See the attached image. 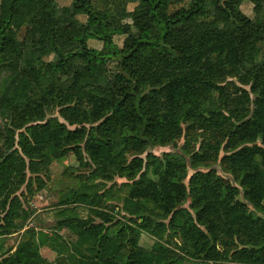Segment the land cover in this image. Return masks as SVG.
<instances>
[{"label":"trees","instance_id":"16d2710c","mask_svg":"<svg viewBox=\"0 0 264 264\" xmlns=\"http://www.w3.org/2000/svg\"><path fill=\"white\" fill-rule=\"evenodd\" d=\"M243 1L0 0V264H264V0ZM70 154L85 176L29 225Z\"/></svg>","mask_w":264,"mask_h":264},{"label":"rangeland","instance_id":"374dc122","mask_svg":"<svg viewBox=\"0 0 264 264\" xmlns=\"http://www.w3.org/2000/svg\"><path fill=\"white\" fill-rule=\"evenodd\" d=\"M58 1L61 4H65V3H68L70 0H58ZM136 4H137L136 2H128L127 3L128 10H133ZM241 8L245 13H247L251 17L254 16L253 3L250 0H244L243 3L241 4ZM123 37L124 35H121V36L117 35L115 36V41L119 45H121L123 41ZM91 40L89 44L91 47L96 48V49H101L103 47V42L101 40L99 39H91ZM227 78L235 80L237 84L242 86L240 82L238 81L237 77L228 76ZM244 87L248 89L250 88L249 85H244ZM200 140L201 139H199L198 142L197 141L195 142L197 147L199 146ZM184 141H185V137L183 135L181 138L178 139L179 145H182ZM173 148L174 147L172 145L154 146L150 150H152L154 153L158 155H162L164 151H169L170 149H173ZM224 153H225L224 150H221L219 154V160H221ZM214 167L218 169L219 175L223 177L225 181L229 183V185L231 184V185L239 187V185L234 181L233 176L231 174H227L226 172L222 171L221 167L218 164H216ZM85 172H86L85 167L79 165V163L76 162L73 154H70L68 157L64 158L63 160L54 161L50 165V177L47 179L46 187L43 188L41 191H38L31 198L23 197L24 206L28 208L29 211L32 212L31 217L27 221L29 225L36 226L38 229H42L45 231H48L50 227L54 226L58 219L56 210L59 207L58 201H59L61 194L64 191H66L67 188L75 184L74 177L76 175L83 174ZM83 176H85V174H83ZM188 180H189V176L186 181L188 182ZM124 181H126L125 178L117 176L112 182L108 181L107 184L108 186H111V185H113V187L117 186V190H116V193H117V191L119 190L118 187L121 186V184ZM110 202L112 203V205L116 206L115 208L116 211L119 210L121 203L118 200L111 199ZM186 205H189V202ZM78 210L80 211L81 214H85L86 206L85 207L78 206ZM116 216L120 217V214L116 213ZM117 217H115L112 224L108 225L110 234H115L120 228V223L123 219L119 221ZM19 237H20V234L15 233L14 235L8 238L7 244L15 248ZM153 241H154V237H152L146 232H142L141 241H140L142 245L148 247L153 243ZM169 241L173 243L172 244L168 242L170 246L175 247L178 252H181V249L175 244V242L179 245L181 244V241L179 238L175 237V238H172V240L170 239ZM41 253L43 257L48 260L49 259L53 260L56 257V253L47 246L42 247ZM191 263L192 264H208L207 262L198 261V260H192ZM209 264H218V263L209 262Z\"/></svg>","mask_w":264,"mask_h":264},{"label":"crops","instance_id":"0c3cea01","mask_svg":"<svg viewBox=\"0 0 264 264\" xmlns=\"http://www.w3.org/2000/svg\"><path fill=\"white\" fill-rule=\"evenodd\" d=\"M70 31H71V32H76L77 30H73V29H72V30H70ZM90 40H91V39L88 40V43H89V44H90V42L92 41V40H91V41H90Z\"/></svg>","mask_w":264,"mask_h":264}]
</instances>
